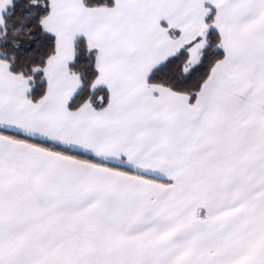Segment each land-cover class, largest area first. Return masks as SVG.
Here are the masks:
<instances>
[{
    "label": "snow or ice",
    "instance_id": "obj_1",
    "mask_svg": "<svg viewBox=\"0 0 264 264\" xmlns=\"http://www.w3.org/2000/svg\"><path fill=\"white\" fill-rule=\"evenodd\" d=\"M0 264H264V0H0Z\"/></svg>",
    "mask_w": 264,
    "mask_h": 264
}]
</instances>
